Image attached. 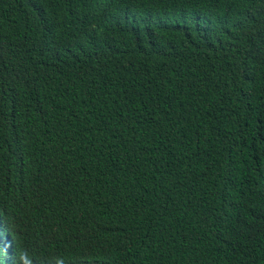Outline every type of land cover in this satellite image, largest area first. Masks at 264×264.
<instances>
[{
	"label": "trees",
	"instance_id": "trees-1",
	"mask_svg": "<svg viewBox=\"0 0 264 264\" xmlns=\"http://www.w3.org/2000/svg\"><path fill=\"white\" fill-rule=\"evenodd\" d=\"M7 174L30 257L264 264V0H0Z\"/></svg>",
	"mask_w": 264,
	"mask_h": 264
},
{
	"label": "clouds",
	"instance_id": "clouds-1",
	"mask_svg": "<svg viewBox=\"0 0 264 264\" xmlns=\"http://www.w3.org/2000/svg\"><path fill=\"white\" fill-rule=\"evenodd\" d=\"M25 179L22 174L0 176L1 184L10 188L13 194L12 205L6 207V212L0 211V264H71L63 257L50 260L32 255L30 257L21 248L17 238L18 230L30 227L38 240L48 241L52 236L53 225V220L48 215L41 213L36 207L20 202Z\"/></svg>",
	"mask_w": 264,
	"mask_h": 264
}]
</instances>
